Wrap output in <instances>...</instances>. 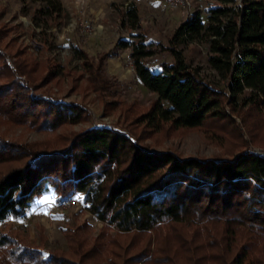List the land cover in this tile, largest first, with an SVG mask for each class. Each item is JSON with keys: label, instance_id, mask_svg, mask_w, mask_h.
Listing matches in <instances>:
<instances>
[{"label": "trees", "instance_id": "16d2710c", "mask_svg": "<svg viewBox=\"0 0 264 264\" xmlns=\"http://www.w3.org/2000/svg\"><path fill=\"white\" fill-rule=\"evenodd\" d=\"M35 1L43 2L35 8L42 16L61 7L59 0ZM206 9L205 19L189 12L167 43L137 30L94 55L79 49L85 85L102 98L119 102L121 82L104 64L125 48L135 76L154 94L143 104L139 97L128 102L119 127L91 125L30 141L0 134V165L9 164L0 171V264H264V153L248 149L264 140L244 124L245 109H264V0H211ZM125 13L135 26L136 6ZM189 42L205 43L218 80L187 61ZM164 51L171 60L148 63ZM36 65L23 46L4 41L0 23V120L45 130L84 119L81 104L40 90L60 64L48 59L39 78ZM187 128L218 144L235 132L241 146L203 157L143 142ZM49 190L57 203L80 195L101 222L98 233L88 236L86 221L64 228L67 249L45 254L6 229Z\"/></svg>", "mask_w": 264, "mask_h": 264}, {"label": "rangeland", "instance_id": "374dc122", "mask_svg": "<svg viewBox=\"0 0 264 264\" xmlns=\"http://www.w3.org/2000/svg\"><path fill=\"white\" fill-rule=\"evenodd\" d=\"M211 0H183V4L172 7L168 0H59L60 10L52 11L47 16L35 13V8L43 2L35 0H0V23H3V39L9 41L12 48L23 46L37 60L34 74L37 78L46 70L48 59L60 64L57 75L42 84L51 97L63 102L77 103L84 106L88 115L76 123L59 126L56 129L38 130L32 125L0 120V134L7 138L30 141L47 138L55 133L78 130L91 125H108L119 127L123 119V108L139 97L140 102L154 94H150L135 76L129 58V48L118 49L115 58H107L104 70L115 74L120 82L122 94L119 102L111 103V98H102L98 92L85 85V72L79 49L94 55L97 51L111 48L121 37L141 30L146 39L167 43V37L185 19L189 12L199 10L203 19L206 16L207 4ZM240 0H236L238 4ZM134 4L137 8L138 21L131 26L126 18V7ZM91 22L90 30L82 29V21ZM187 61L197 66L208 78L218 80L215 71L206 61V46L203 42H189L183 46ZM168 51L154 54L148 63L157 67L163 60H171ZM12 58H8L11 63ZM37 90V89H35ZM136 91L139 93L136 96ZM245 122L253 130H258V137L264 140V109L257 114L251 108L244 110ZM241 126L240 118L236 117ZM242 135L249 140L248 134ZM143 142L150 143L151 149H171L183 156L196 155L208 157L215 153H226L241 146L240 137L232 132L224 137L221 144L209 139L199 128H187L172 131L166 137L155 141L146 137ZM228 146V148H227ZM264 146L249 144L248 149L256 153H264ZM9 164H1V170H7ZM76 204L57 203L52 190H49L30 206L26 217L22 220L10 219L6 229L17 233L26 241L34 242L46 254L54 250H66L63 237L64 228H75L83 221L89 223L86 232L95 236L101 222L84 210L81 196ZM48 199L54 203H40ZM47 213V214H45ZM261 256L264 257V248Z\"/></svg>", "mask_w": 264, "mask_h": 264}, {"label": "built area", "instance_id": "2783aa9c", "mask_svg": "<svg viewBox=\"0 0 264 264\" xmlns=\"http://www.w3.org/2000/svg\"><path fill=\"white\" fill-rule=\"evenodd\" d=\"M168 5L172 6V7H177L181 4H183V0H168ZM82 29L83 30H90L91 29V22L87 19H84L82 21ZM105 126V125H103ZM78 195L76 196H72L71 198H69L67 201H65V203H67L68 205H74L76 204V198Z\"/></svg>", "mask_w": 264, "mask_h": 264}, {"label": "snow or ice", "instance_id": "6c2138e0", "mask_svg": "<svg viewBox=\"0 0 264 264\" xmlns=\"http://www.w3.org/2000/svg\"><path fill=\"white\" fill-rule=\"evenodd\" d=\"M79 199V197H77ZM40 203H54V201L50 202L47 198L45 200L40 201ZM47 214V213H45Z\"/></svg>", "mask_w": 264, "mask_h": 264}, {"label": "crops", "instance_id": "0c3cea01", "mask_svg": "<svg viewBox=\"0 0 264 264\" xmlns=\"http://www.w3.org/2000/svg\"><path fill=\"white\" fill-rule=\"evenodd\" d=\"M110 58V57H109ZM112 58V57H111ZM113 58H115V57H113Z\"/></svg>", "mask_w": 264, "mask_h": 264}]
</instances>
